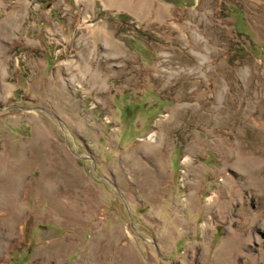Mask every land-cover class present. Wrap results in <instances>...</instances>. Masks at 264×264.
Segmentation results:
<instances>
[{"label":"rangeland","instance_id":"rangeland-1","mask_svg":"<svg viewBox=\"0 0 264 264\" xmlns=\"http://www.w3.org/2000/svg\"><path fill=\"white\" fill-rule=\"evenodd\" d=\"M0 264H264V0H0Z\"/></svg>","mask_w":264,"mask_h":264},{"label":"water","instance_id":"water-1","mask_svg":"<svg viewBox=\"0 0 264 264\" xmlns=\"http://www.w3.org/2000/svg\"><path fill=\"white\" fill-rule=\"evenodd\" d=\"M9 107H11V106H9ZM34 108L41 109V110L47 111V112H49L50 114H52V116H54L55 119L57 120V122H58V124H59V126H60V129H62L63 133H64L65 136L67 137V138H66V140H67L66 142L69 141V140H68V135H69V134H68V132L66 131V129H64V126H63V124H62L60 118H59L58 116H56V113H54L53 111H51V110H49V109H47V108H45V107H34ZM68 144H69V143H68ZM73 153H74V155H76V156H78V157L85 158V159H89V160L92 162V166H93L92 169H94L95 173H96L97 175H99L100 177H103L104 179H106L108 182L111 181L108 177H106L105 175L101 174V173L98 171V169H96V168H97V166H96V162H95V160H94V158H93L92 156L81 155V153L79 154V152L76 151V149H73ZM111 183H112V182H111ZM113 185H114L116 191L118 192V195L122 197V199L124 200V202L126 203V205H127V207H128V203L126 202V199H125L124 196L122 195V192L120 191V189H119L115 184H113ZM129 216H130V220H129V221H131L133 227L135 228L134 221H132V220H133V219H132V215L129 214ZM139 234H140V233H139ZM141 237H143V236L141 235ZM143 238H145V237H143ZM154 244H155V248L157 249V247H156V243H155V242H154ZM165 259H167V258H165ZM167 261H169V262H171V263L173 262L171 259H167Z\"/></svg>","mask_w":264,"mask_h":264},{"label":"bare ground","instance_id":"bare-ground-1","mask_svg":"<svg viewBox=\"0 0 264 264\" xmlns=\"http://www.w3.org/2000/svg\"><path fill=\"white\" fill-rule=\"evenodd\" d=\"M113 1H115V2H117L118 3V1H120V0H111V2H113ZM110 2V1H109ZM121 6V5H120Z\"/></svg>","mask_w":264,"mask_h":264}]
</instances>
